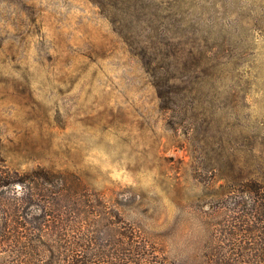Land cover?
Returning a JSON list of instances; mask_svg holds the SVG:
<instances>
[{"label": "rangeland", "instance_id": "374dc122", "mask_svg": "<svg viewBox=\"0 0 264 264\" xmlns=\"http://www.w3.org/2000/svg\"><path fill=\"white\" fill-rule=\"evenodd\" d=\"M244 163L264 171V0H0V169L79 174L180 264Z\"/></svg>", "mask_w": 264, "mask_h": 264}, {"label": "trees", "instance_id": "16d2710c", "mask_svg": "<svg viewBox=\"0 0 264 264\" xmlns=\"http://www.w3.org/2000/svg\"><path fill=\"white\" fill-rule=\"evenodd\" d=\"M222 176L206 251L190 263L264 264V171ZM83 178L42 165L0 169V264H170Z\"/></svg>", "mask_w": 264, "mask_h": 264}]
</instances>
